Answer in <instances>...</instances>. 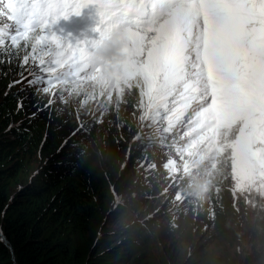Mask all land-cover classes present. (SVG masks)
<instances>
[{
  "label": "rangeland",
  "instance_id": "374dc122",
  "mask_svg": "<svg viewBox=\"0 0 264 264\" xmlns=\"http://www.w3.org/2000/svg\"><path fill=\"white\" fill-rule=\"evenodd\" d=\"M15 1L19 8L0 0L4 14H0V86L5 85L4 92L26 87L31 94L25 100L40 89L29 87L27 80L10 85L22 77L33 79L34 84L50 76L58 82L59 91L77 89L71 108L75 123L69 133L89 122L96 124L99 140L90 145L93 162L104 172L112 164L117 166L110 211L123 203L133 207L122 218V213H107V227L116 230L156 222L150 246L154 264H185L188 259L224 264L219 258L225 257L240 264L248 255L264 264V169L244 172L239 164L234 166L230 137L214 122L210 97L216 87L207 43L198 42L199 35L194 37L190 29L177 30L170 23H156V18L140 21L120 9L105 15L101 0H88L80 15L62 16L55 22L45 18L42 5L58 0ZM17 15L22 21L12 19ZM121 26L139 30L119 32L132 55L98 34ZM88 36H94L93 41L84 44ZM175 48L185 57L178 81L173 82L163 75L174 63ZM154 49L159 67L150 76L146 70ZM110 64L116 66L109 68ZM155 138L156 143H145ZM140 146H151L152 154L138 162L131 159V152ZM227 153L231 209L220 232L218 218L212 221L204 214L196 194L178 187L184 193L174 206L172 191L196 167L210 174L215 160ZM121 181V187L117 186ZM204 195L209 200L219 198L211 187L204 188ZM149 204L153 213L145 218Z\"/></svg>",
  "mask_w": 264,
  "mask_h": 264
},
{
  "label": "trees",
  "instance_id": "16d2710c",
  "mask_svg": "<svg viewBox=\"0 0 264 264\" xmlns=\"http://www.w3.org/2000/svg\"><path fill=\"white\" fill-rule=\"evenodd\" d=\"M4 1L19 8L15 0ZM12 19L22 21L18 15ZM2 66L0 60V78ZM33 85L40 90L28 100L26 87L4 92L5 85L0 86V264H154L150 246L156 222L107 227V213H122V218L133 207L123 203L110 211L117 166L104 172L93 162L90 145L99 140L97 127L90 122L69 133L75 123L71 108L77 89L59 91L50 76ZM150 148L141 154L133 149L131 159L141 161ZM229 166V153L221 154L210 174L202 167L185 174L172 191L174 206L184 191L178 187H187L199 197L204 214L212 221L218 218L221 232L231 208ZM205 187L216 191L217 201L205 197ZM151 209L147 205L145 218ZM219 260L236 264L227 257ZM185 264L206 263L188 259ZM240 264L257 263L248 255Z\"/></svg>",
  "mask_w": 264,
  "mask_h": 264
},
{
  "label": "snow or ice",
  "instance_id": "6c2138e0",
  "mask_svg": "<svg viewBox=\"0 0 264 264\" xmlns=\"http://www.w3.org/2000/svg\"><path fill=\"white\" fill-rule=\"evenodd\" d=\"M87 6L88 0H58L42 5V11L55 22L80 15ZM99 7L105 15L120 9L140 21L156 18L199 35L215 76L211 115L230 137L234 166L244 172L264 169V0H101ZM149 58L158 59L155 49ZM25 80L34 87L28 77L10 85Z\"/></svg>",
  "mask_w": 264,
  "mask_h": 264
},
{
  "label": "bare ground",
  "instance_id": "6f19581e",
  "mask_svg": "<svg viewBox=\"0 0 264 264\" xmlns=\"http://www.w3.org/2000/svg\"><path fill=\"white\" fill-rule=\"evenodd\" d=\"M122 28H126L128 31L129 30H138V29H129L128 27L121 26L117 29H108L105 33H98V34L99 35L104 34L106 36L107 40L111 41V44H113L114 46H118V45L122 46L120 48L125 53H127V54L131 53L130 55H132V49H131L130 45L125 41H121V39L119 37V32ZM93 37L92 36L85 37L82 42L84 44L92 43ZM200 40H201L200 37H197V41L199 42ZM184 57H185L184 52H179L178 48H175L173 51V54L171 56V60L174 61V63L165 70L163 77H167L168 80H172L173 82L178 81L177 75L180 72L181 62L183 61ZM115 66H116L115 64H110L109 68L115 67ZM144 66H145V63H144ZM156 67H159L158 59L154 63L150 61L149 65L147 67V70H146V74L150 73V76H154L156 74ZM112 73H114V72H112Z\"/></svg>",
  "mask_w": 264,
  "mask_h": 264
},
{
  "label": "clouds",
  "instance_id": "9594fccd",
  "mask_svg": "<svg viewBox=\"0 0 264 264\" xmlns=\"http://www.w3.org/2000/svg\"><path fill=\"white\" fill-rule=\"evenodd\" d=\"M90 123V122H89ZM94 126H96V124L95 123H93V122H91ZM88 124V123H87ZM156 139H149V140H147L146 142H151V141H154L155 143L157 142V140L155 141ZM145 142V143H146ZM151 144V143H150ZM149 146H147V147H144V148H141V146H140V148H138V152H139V154H141L142 152H144L147 148H148ZM151 147V146H150ZM151 149V148H150ZM133 151V150H132ZM152 154V152H150L149 151V153H147V154H145V156H144V160H146V159H148V157H150V155ZM131 156H132V152H131ZM181 156V155H180ZM133 158H135L136 159V156H134ZM142 159V160H143ZM141 160V161H142ZM140 162V161H139ZM230 167V166H229ZM230 173V172H229ZM229 183H230V178H229ZM216 192V191H215ZM182 193H184V191L182 192ZM217 194V193H216ZM180 195H182V194H180ZM180 195H179V197H180ZM197 202H200V200H199V197H197ZM231 203V202H230ZM231 209V208H230ZM229 213H230V210H229ZM228 213V214H229ZM228 216V215H227Z\"/></svg>",
  "mask_w": 264,
  "mask_h": 264
}]
</instances>
